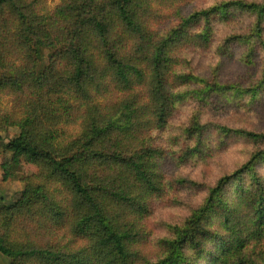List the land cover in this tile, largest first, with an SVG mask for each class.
<instances>
[{"label":"trees","instance_id":"trees-1","mask_svg":"<svg viewBox=\"0 0 264 264\" xmlns=\"http://www.w3.org/2000/svg\"><path fill=\"white\" fill-rule=\"evenodd\" d=\"M54 12L84 17L54 90L23 74L40 48L0 58V96L40 106L0 102L3 152L45 170L0 264H264V0H0V36Z\"/></svg>","mask_w":264,"mask_h":264},{"label":"rangeland","instance_id":"rangeland-1","mask_svg":"<svg viewBox=\"0 0 264 264\" xmlns=\"http://www.w3.org/2000/svg\"><path fill=\"white\" fill-rule=\"evenodd\" d=\"M83 20L84 17L77 15L68 21L62 14L54 12L49 25L37 33H30L26 22H22L16 33L0 36V58L7 63L13 62L40 48L41 55L23 70V74L28 80L54 90L62 82L63 74L50 72L51 52L72 35ZM233 71L235 74V67ZM0 102L3 112H16L18 115L40 112L37 99L30 95L0 96ZM18 133V127L9 133H0V238L8 234L15 220V215L8 209L7 204L20 196L25 184L34 183L45 176V170L40 164L18 163L11 154L3 152L5 145L14 140Z\"/></svg>","mask_w":264,"mask_h":264}]
</instances>
